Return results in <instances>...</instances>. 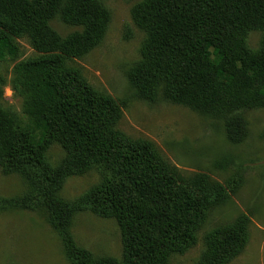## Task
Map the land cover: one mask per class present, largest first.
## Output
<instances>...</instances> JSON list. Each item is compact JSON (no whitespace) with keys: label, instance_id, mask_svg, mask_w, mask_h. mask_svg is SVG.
Segmentation results:
<instances>
[{"label":"trees","instance_id":"trees-1","mask_svg":"<svg viewBox=\"0 0 264 264\" xmlns=\"http://www.w3.org/2000/svg\"><path fill=\"white\" fill-rule=\"evenodd\" d=\"M130 14L145 35L127 73L136 95L220 116L227 140L243 142L244 113L264 109V0H142ZM56 17L80 30L60 36L49 24ZM109 20L100 0H0V60L18 55L23 36L38 53L17 63L10 80L32 126L0 104V168L25 183L21 195L0 197V212L46 213L70 264H168L195 244L199 227L241 177L223 185L206 173L185 174L150 142L116 128V100L68 65L100 44ZM251 30L263 32L257 50L247 45ZM6 84L0 74V99ZM53 143L65 152L56 166L46 157ZM93 168L98 184L73 201L58 197L67 177ZM77 211L116 221L120 260L94 257L76 244L70 218ZM249 223L241 213L206 233L196 264H228L245 247Z\"/></svg>","mask_w":264,"mask_h":264},{"label":"rangeland","instance_id":"rangeland-1","mask_svg":"<svg viewBox=\"0 0 264 264\" xmlns=\"http://www.w3.org/2000/svg\"><path fill=\"white\" fill-rule=\"evenodd\" d=\"M109 11L110 20L103 40L84 56L68 61L80 70L96 90L113 97L121 109L116 128L131 139L150 142L154 150L185 174L202 172L226 185L239 174L236 192L223 205L213 209L196 233L195 244L183 254L172 255L168 264H196L204 250V236L210 230L233 222L246 214L248 241L243 250L228 264H264V109L244 113L247 120L246 139L237 144L226 138L224 118L192 110L189 107L158 99L149 102L139 98L130 85L128 70L140 58L144 33L132 21L131 9L142 0H100ZM62 37L79 31L56 17L49 22ZM263 32L251 30L247 45L259 48ZM18 55L0 60V74L7 84L0 99L2 107L13 112L31 127L23 112L24 97L10 87L17 63L32 59L38 53L23 36L16 39ZM65 152L53 143L46 152L51 166L58 165ZM101 179L90 169L64 180L58 197L73 201ZM25 191L23 178L5 174L0 168V197L9 198ZM70 231L76 244L94 257L120 260L123 242L120 229L112 218H103L90 211L71 214ZM0 264H70L63 243L48 220L38 211L11 209L0 212Z\"/></svg>","mask_w":264,"mask_h":264}]
</instances>
